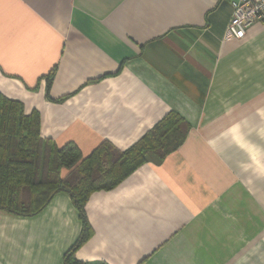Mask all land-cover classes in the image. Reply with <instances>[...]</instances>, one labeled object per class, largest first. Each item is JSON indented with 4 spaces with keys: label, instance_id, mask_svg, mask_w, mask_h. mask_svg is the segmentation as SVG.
Segmentation results:
<instances>
[{
    "label": "crops",
    "instance_id": "0c3cea01",
    "mask_svg": "<svg viewBox=\"0 0 264 264\" xmlns=\"http://www.w3.org/2000/svg\"><path fill=\"white\" fill-rule=\"evenodd\" d=\"M232 0H0V92L84 156L124 151L168 112L190 124L85 209L94 264H264V23L226 37ZM54 69L48 88L49 75ZM82 230L69 194L0 209V264H66Z\"/></svg>",
    "mask_w": 264,
    "mask_h": 264
},
{
    "label": "trees",
    "instance_id": "16d2710c",
    "mask_svg": "<svg viewBox=\"0 0 264 264\" xmlns=\"http://www.w3.org/2000/svg\"><path fill=\"white\" fill-rule=\"evenodd\" d=\"M53 74L54 69L48 88ZM189 130V122L170 111L128 149L121 151L103 141L84 156L73 142L58 146L44 138L39 113H26L21 101L0 92V209L32 216L41 213L58 193L69 194L79 212L82 230L65 253V263L94 264L79 261L74 255L92 234L85 209L91 194L113 189L152 155L164 159L180 147Z\"/></svg>",
    "mask_w": 264,
    "mask_h": 264
},
{
    "label": "built area",
    "instance_id": "2783aa9c",
    "mask_svg": "<svg viewBox=\"0 0 264 264\" xmlns=\"http://www.w3.org/2000/svg\"><path fill=\"white\" fill-rule=\"evenodd\" d=\"M233 15L226 28V37L243 38L254 23H264V0H232Z\"/></svg>",
    "mask_w": 264,
    "mask_h": 264
}]
</instances>
